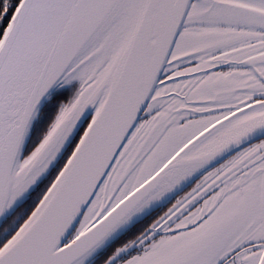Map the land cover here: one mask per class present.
<instances>
[{
  "label": "snow or ice",
  "instance_id": "1",
  "mask_svg": "<svg viewBox=\"0 0 264 264\" xmlns=\"http://www.w3.org/2000/svg\"><path fill=\"white\" fill-rule=\"evenodd\" d=\"M0 264H264V0H0Z\"/></svg>",
  "mask_w": 264,
  "mask_h": 264
}]
</instances>
